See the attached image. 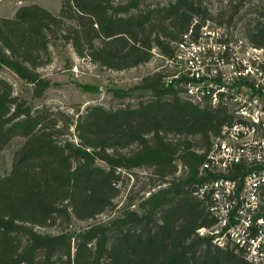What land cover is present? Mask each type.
Masks as SVG:
<instances>
[{
    "label": "trees",
    "instance_id": "16d2710c",
    "mask_svg": "<svg viewBox=\"0 0 264 264\" xmlns=\"http://www.w3.org/2000/svg\"><path fill=\"white\" fill-rule=\"evenodd\" d=\"M245 0H228L214 24L233 30L242 15L241 36L264 45V0L241 16ZM203 0H62L57 14L37 5L0 16V70L6 67L40 98L52 85L37 68L51 47L70 44L101 67L128 69L173 55L182 33L209 21ZM164 68L144 75L118 98L121 106H88L74 115L36 107L14 93L0 76V149L13 138L8 173L0 176V264H253L240 253L200 235L213 217L192 193L204 177L199 168L220 125L223 106L187 100ZM74 127L77 142L58 141ZM147 168L141 193L129 190L117 206L124 174ZM236 173V172H234ZM105 219L72 229L73 220ZM59 224L57 232L38 227Z\"/></svg>",
    "mask_w": 264,
    "mask_h": 264
},
{
    "label": "built area",
    "instance_id": "2783aa9c",
    "mask_svg": "<svg viewBox=\"0 0 264 264\" xmlns=\"http://www.w3.org/2000/svg\"><path fill=\"white\" fill-rule=\"evenodd\" d=\"M164 63L187 100L228 113L192 191L214 219L197 232L264 264V45L207 22L182 33Z\"/></svg>",
    "mask_w": 264,
    "mask_h": 264
},
{
    "label": "rangeland",
    "instance_id": "374dc122",
    "mask_svg": "<svg viewBox=\"0 0 264 264\" xmlns=\"http://www.w3.org/2000/svg\"><path fill=\"white\" fill-rule=\"evenodd\" d=\"M168 0H145L147 3L152 2H166ZM228 0H203L210 10L212 18H209L213 26L217 12L220 9H225ZM62 0H0V16H12L15 10L22 5L37 4L40 5L54 14H57ZM245 4L239 16L244 11H247L252 4L259 2V0H245ZM255 16L254 13H246L239 18L236 23L231 25L233 30L220 25L228 31L231 35H241L243 24L251 17ZM217 25V24H216ZM51 59L48 63L43 64L37 68L43 77L51 80L52 85L45 91L44 95L40 98L32 97L31 85L20 79L13 71L6 67L0 70V76L5 78L13 86L14 93L26 98L30 103L36 107L46 105L52 109H60L64 112L76 116V110L79 113L84 112L85 109L93 104H100L105 107H118L122 103L134 102L135 98L114 97V89L127 90L135 83H137L144 75L150 74L155 70L164 68V72L169 69L158 55H154L149 61L131 67L128 69L114 70L101 67L96 63H92L85 58L78 56L70 44H58L51 47ZM169 73V72H168ZM65 140L73 143L77 142L74 127H71V133L63 137H59L58 141ZM23 139L20 137L13 138L5 147L0 149V176L9 172L14 150L22 143ZM133 174L126 172L124 174V181L121 185L122 190L115 198L114 202L117 206L121 205L129 190L132 193L140 192L142 186L147 181V168H136ZM111 211L104 212L94 219L89 220H73L72 229L85 227L88 223L105 219ZM42 231L57 232L59 224L51 226L38 227Z\"/></svg>",
    "mask_w": 264,
    "mask_h": 264
}]
</instances>
